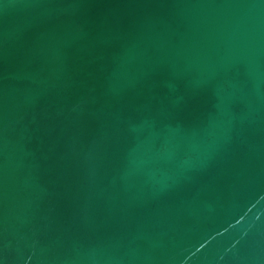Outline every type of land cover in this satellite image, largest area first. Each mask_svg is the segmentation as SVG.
Listing matches in <instances>:
<instances>
[{
  "label": "water",
  "instance_id": "water-1",
  "mask_svg": "<svg viewBox=\"0 0 264 264\" xmlns=\"http://www.w3.org/2000/svg\"><path fill=\"white\" fill-rule=\"evenodd\" d=\"M0 264H264V0H0Z\"/></svg>",
  "mask_w": 264,
  "mask_h": 264
}]
</instances>
